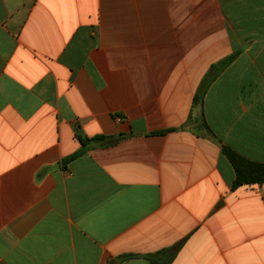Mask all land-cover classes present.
<instances>
[{"label":"crops","instance_id":"obj_1","mask_svg":"<svg viewBox=\"0 0 264 264\" xmlns=\"http://www.w3.org/2000/svg\"><path fill=\"white\" fill-rule=\"evenodd\" d=\"M224 147L264 163V0H0V264H264Z\"/></svg>","mask_w":264,"mask_h":264},{"label":"trees","instance_id":"obj_2","mask_svg":"<svg viewBox=\"0 0 264 264\" xmlns=\"http://www.w3.org/2000/svg\"><path fill=\"white\" fill-rule=\"evenodd\" d=\"M231 61L232 58H229L212 66L211 70L204 78L202 84L200 85L195 95L194 105L203 104L206 93L211 83L231 63ZM204 127L209 135H213L212 130L206 123H204ZM78 138L81 143V149L77 151L72 157H70L68 161L81 156L89 147L100 144L105 145L107 143L115 141V138L104 137V136L95 137L92 139L83 138L81 136H79ZM223 153L230 161L236 172V179L233 185V190L243 185L264 184V163L251 161L243 157L242 155L238 154L236 151L227 147H224ZM178 248L180 249L179 246ZM164 254H168V259L163 261L161 256ZM176 255H177V251L175 252L172 249H168L152 255H148L145 257V259L151 262L152 264H171L174 258L176 257Z\"/></svg>","mask_w":264,"mask_h":264}]
</instances>
